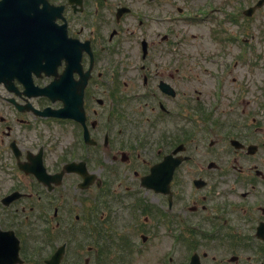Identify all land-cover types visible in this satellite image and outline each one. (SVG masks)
I'll return each mask as SVG.
<instances>
[{
	"label": "flooded vegetation",
	"instance_id": "af4514ba",
	"mask_svg": "<svg viewBox=\"0 0 264 264\" xmlns=\"http://www.w3.org/2000/svg\"><path fill=\"white\" fill-rule=\"evenodd\" d=\"M47 2L54 15L48 25H55L46 31L59 40L61 52L81 51L82 72L74 81H82L91 64L92 72L83 92L84 126L38 112L62 107L36 94L59 78L66 61L55 76L33 72L28 91L8 75L0 83V235L12 231L18 239V264H46L56 241L85 237L98 213L101 220L109 219L104 212L109 197L120 204L115 182L125 180V168L142 157L149 162L142 159V171L134 172L139 184L126 188L123 199L128 216L135 219L142 206L147 222L156 223L160 237L170 240L165 264H190L194 254L199 264H264V0ZM191 27L204 29L205 46L188 40ZM187 45L197 53L179 54ZM11 49L1 48L4 59ZM123 51L127 64L121 62ZM127 67L136 73L135 85L134 78L124 77ZM185 74L192 90L176 87ZM203 75L208 80H196ZM128 87L133 95L146 90L139 96L149 97L142 107L131 103L129 125L121 96ZM71 161L83 162L89 173L111 183L105 190L85 191L93 206L76 196L79 173L63 178L73 186L71 194L58 193L64 185L52 193L41 182L43 170L56 174ZM152 166L157 176L161 172L157 190L166 187L165 180L167 192L142 184ZM146 191L159 195L160 206L142 204ZM15 193L21 197L5 205ZM7 242L16 246L13 238ZM65 243L67 248L70 242ZM78 251L79 258L84 252ZM89 251L86 260L95 258ZM14 259L1 256L0 264Z\"/></svg>",
	"mask_w": 264,
	"mask_h": 264
},
{
	"label": "rangeland",
	"instance_id": "374dc122",
	"mask_svg": "<svg viewBox=\"0 0 264 264\" xmlns=\"http://www.w3.org/2000/svg\"><path fill=\"white\" fill-rule=\"evenodd\" d=\"M191 28L192 29H189L188 40L190 41L192 38H194L192 40L193 41L192 43L203 42V44L201 46H205L207 44L206 43L207 41L205 38H203V36H200L202 34L201 32H202L203 28L202 27H191ZM195 28H200V29H195ZM155 31H156V29H154L152 32L155 33ZM125 42L126 43L129 42L131 44V41H129L127 39ZM190 51L193 53H197V50H195V48L193 46L187 45V47H184L181 50H179V54L186 55ZM134 52H135V56L137 57V55H138L137 47H135ZM198 52L200 53V50ZM127 56L128 55L126 54V52L123 51L120 54V58H122L121 62H124L125 64L130 62V60H129V58H127ZM195 58L199 59V56H196ZM195 67H196V65H195ZM125 72L127 73V76H124L125 79L132 81L135 74H136L134 69H132V67H127V68H125ZM170 72H172V71H170ZM197 77H198V79H196L197 81H199L201 79H204L205 81L208 80V77H206L205 75H203L201 77L200 76H197ZM184 78H185L184 80L180 81V83L176 85V87L178 89L180 87L190 89L188 87V82H189V80H191L190 76L188 74H185ZM136 81L137 80H135V78H134V85H135ZM139 84L141 85L142 83L139 82ZM190 90H192V89H190ZM121 92H122L121 96H123L124 100H126V106H125V111H124L123 115L125 117V123L129 125V124L133 123V114L131 113V110H130L131 103L134 106H136L140 103V107H142V106L147 104V99H149V97L147 96V98H145V99L140 97V96H142L143 92H146V90L145 91H139L141 93V95L139 93V94H137V96L131 94L129 87H128L127 91H125V88H124L121 90ZM190 92H192V91H190ZM136 97H138V100L136 99ZM140 98L142 100H140ZM1 101H2V99H0V102ZM144 125H148V124H144ZM48 129L50 130L49 133H52L54 131L53 127H51V126H49ZM64 129H62L61 131L63 132ZM149 156H150V154H149ZM142 159H146V158L142 157ZM142 159H140V160L137 159V161H135L131 165H128L125 168L128 171L127 172L128 177L125 180H118L115 182L114 188H116V191L119 194L115 197L116 198L118 197V199H120V200L117 199L115 202L116 203L120 202V204H117L115 206L114 201H112V197H109V199L111 198V202L108 203L109 207L106 210H104L106 216L108 215V213H110L109 219L107 218L105 220H101L99 218V216H102V214H100V213L96 214L95 215V217L97 218L96 224L93 226L92 230L87 231V234L85 235V237L78 239V241L74 240V242L67 241V242H70L72 244H70V247H67L66 253H68V255L63 260L62 264H88V263L89 264H164L163 259H164L165 254L168 251L167 248L170 244V240L166 239V241H165V240H163V238L160 237V236H162V233L159 232L160 227L156 223H154L151 220H148V222H147L146 216L141 211L142 206L140 207L137 214L135 215L136 216L135 219L133 218V216H130V215L128 216L127 206L125 205V200L123 199V197H124L123 193L126 191V188H128V187L129 188H135L139 184L138 178H136L134 176V172L137 169H139L138 171H142V170H140L143 168L140 165L141 161H143ZM146 160L148 161V159H146ZM163 171H165V170H163ZM160 173L161 172H159L158 176L153 180L154 184L160 185L161 182L157 181V178L159 177ZM95 175L97 176L98 173H96ZM165 176H162L161 180ZM144 177H146V176H144ZM166 182L167 181L162 180V183L166 184ZM63 185L64 186L59 189L58 193L64 192L66 189L67 190L66 193L71 194L73 190L69 189V185H68L67 180L64 182ZM168 185H169V181H168ZM147 188L149 190L153 189V188H149V187H147ZM153 190L154 191L167 192V190H168L167 184H166V187H164L162 190H155V189H153ZM52 193H54V192H52ZM145 193H146V197L142 201V204L147 205V206L150 204H155L156 206H160L161 199H160L158 194L153 193L152 191L151 192L146 191ZM76 196L83 198L84 204H87V206H89V204L91 206L94 205V203H93L94 200L91 199L90 197L88 198V196H91L89 194V192L87 195L85 190L79 189ZM110 205H112L113 207H111ZM0 207L2 208L1 203H0ZM74 215H73V217H74ZM83 236H84V232H83ZM130 237L133 239V242L135 245H131V244L127 245L123 242L124 240H126V242L129 244V238ZM87 238L91 239V244L89 246L86 245L88 243V241H86ZM81 241L85 245L84 251H86V253H85V257H84V255L81 256L82 260L80 259V261L77 262V260H75V255L76 254L78 255L79 251L74 249V246L77 245L78 242H81ZM58 245H60V243ZM105 246H108V247H105ZM73 249H74V251H73ZM90 249L92 252H95V259L96 260H92L93 262L89 261L88 263H83V260L84 259L86 260V258H87L86 255H87V253L90 252L89 251ZM103 250L106 252H104ZM129 252H130V254H129ZM175 264H179V263H175Z\"/></svg>",
	"mask_w": 264,
	"mask_h": 264
},
{
	"label": "water",
	"instance_id": "95a60500",
	"mask_svg": "<svg viewBox=\"0 0 264 264\" xmlns=\"http://www.w3.org/2000/svg\"><path fill=\"white\" fill-rule=\"evenodd\" d=\"M3 6L9 5L14 7L17 13V28L20 29L21 35L19 39L22 42L21 45V60L30 63L35 66L32 69L39 72L52 67H56L60 63L61 59L70 60L71 73L78 72L76 57L72 54H60L55 48H53L54 41L47 38V32L45 26L47 25L45 13L48 11L45 0H4ZM41 3L44 5L41 7ZM60 83L55 81L53 83L56 92L60 91ZM59 87V88H58ZM75 85H68V88H74ZM41 93L45 94V91ZM69 94V93H68ZM76 108L73 105V99ZM65 102L66 108L60 113L62 117H71L78 114L79 107L82 105V95L78 97L71 94L62 98ZM76 117V116H75ZM79 118V117H77ZM2 249V246H1ZM0 249V250H1ZM5 253L6 249H2ZM61 255L57 253V258L52 264H58Z\"/></svg>",
	"mask_w": 264,
	"mask_h": 264
}]
</instances>
